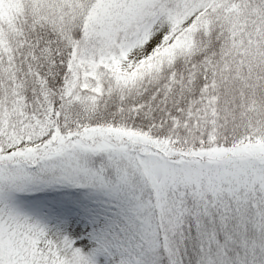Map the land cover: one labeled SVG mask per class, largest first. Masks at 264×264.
<instances>
[{
  "label": "snow or ice",
  "instance_id": "snow-or-ice-1",
  "mask_svg": "<svg viewBox=\"0 0 264 264\" xmlns=\"http://www.w3.org/2000/svg\"><path fill=\"white\" fill-rule=\"evenodd\" d=\"M0 264H264V0H0Z\"/></svg>",
  "mask_w": 264,
  "mask_h": 264
}]
</instances>
